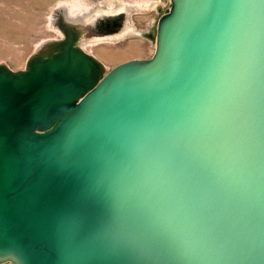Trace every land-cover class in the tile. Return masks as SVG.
Returning a JSON list of instances; mask_svg holds the SVG:
<instances>
[{
    "label": "water",
    "instance_id": "95a60500",
    "mask_svg": "<svg viewBox=\"0 0 264 264\" xmlns=\"http://www.w3.org/2000/svg\"><path fill=\"white\" fill-rule=\"evenodd\" d=\"M169 1L148 59L0 65V264H264V0Z\"/></svg>",
    "mask_w": 264,
    "mask_h": 264
},
{
    "label": "rangeland",
    "instance_id": "374dc122",
    "mask_svg": "<svg viewBox=\"0 0 264 264\" xmlns=\"http://www.w3.org/2000/svg\"><path fill=\"white\" fill-rule=\"evenodd\" d=\"M169 6V0H0V65L23 70L45 44L65 37L61 25L78 32L75 25L91 14L107 16L117 8L125 13L120 32L88 36L80 31L77 44L96 56L104 72L131 59H148L154 52L157 20Z\"/></svg>",
    "mask_w": 264,
    "mask_h": 264
},
{
    "label": "flooded vegetation",
    "instance_id": "af4514ba",
    "mask_svg": "<svg viewBox=\"0 0 264 264\" xmlns=\"http://www.w3.org/2000/svg\"><path fill=\"white\" fill-rule=\"evenodd\" d=\"M124 10L122 9V8H117V9H113V10H111V11H108L109 12V14L107 15V16H110V17H112V19H113V17H114V19H116L117 20V23H118V25H116L115 27H110L107 31H94V32H89L88 31V33H87V35L88 36H90V35H97V36H99L100 34H102L103 36H105V35H112V34H116V33H118V32H120L122 29V21L121 20H119L120 19V17L122 16H124L125 15V13L123 12ZM106 14H104V15H97V16H92V14L90 15V16H88L87 17V21H82V22H80V23H78L77 25H75V26H79V25H82V24H84L83 22H89V24H91V23H93V22H96V21H98V19H100L101 17H103V16H105ZM113 19V20H114ZM112 24V23H111ZM110 26H112V25H110Z\"/></svg>",
    "mask_w": 264,
    "mask_h": 264
},
{
    "label": "bare ground",
    "instance_id": "6f19581e",
    "mask_svg": "<svg viewBox=\"0 0 264 264\" xmlns=\"http://www.w3.org/2000/svg\"><path fill=\"white\" fill-rule=\"evenodd\" d=\"M124 17L125 16H123V17L121 16L119 20L123 21ZM113 19H114V17H113ZM113 19L110 16H103L100 19H98L97 22H93L90 25H86V24L79 25V27H77V28H79L78 34H79V36L82 32L87 34L88 31L90 30V26L93 27L96 31H99V30L100 31H107L110 27H115L116 25H118L117 20L116 19L113 20ZM110 25H112V26H110ZM80 31H81V33H80ZM90 31H92V29Z\"/></svg>",
    "mask_w": 264,
    "mask_h": 264
},
{
    "label": "crops",
    "instance_id": "0c3cea01",
    "mask_svg": "<svg viewBox=\"0 0 264 264\" xmlns=\"http://www.w3.org/2000/svg\"><path fill=\"white\" fill-rule=\"evenodd\" d=\"M96 57V56H95Z\"/></svg>",
    "mask_w": 264,
    "mask_h": 264
}]
</instances>
